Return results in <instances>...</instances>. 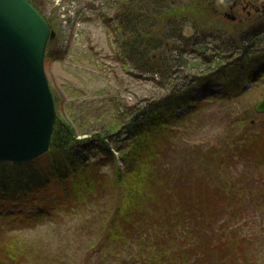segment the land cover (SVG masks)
Instances as JSON below:
<instances>
[{
  "label": "rangeland",
  "instance_id": "374dc122",
  "mask_svg": "<svg viewBox=\"0 0 264 264\" xmlns=\"http://www.w3.org/2000/svg\"><path fill=\"white\" fill-rule=\"evenodd\" d=\"M31 1L54 33L48 48L52 54L44 56L43 63L50 88L58 94L56 112L68 119L76 130H115L123 120L126 107L165 95L173 86L194 84L191 92H185V99L181 100L184 106H187V98L194 96L195 101L189 102L192 106L187 113L179 120L171 121L170 127L163 130V143L150 147L146 160L156 158V167L150 161L135 174L125 175L122 183L115 181L112 165L91 176L92 182L79 183L81 189L71 184L63 191L59 185L51 183L43 192L22 196L38 201L25 210L29 211L27 214L34 213L38 204L46 206L48 212L32 218L28 215L21 221H13L12 216L18 218L17 215L2 212L4 205H0V264H102L104 252L98 248V242L110 220L105 217L112 213L108 207H115L119 201L121 207H127L135 200H159L160 207L165 209L151 219L160 226L161 219L165 221L164 226L172 222L173 207L184 206L187 200L191 205L204 203L206 214L197 217L194 227L202 232V237H197L198 247L212 244L204 264H264V165L254 164L249 157L243 162L236 154L244 135L260 137L264 133V113L253 110V105L264 97V76L254 80L253 70L247 69L211 85L191 81L222 59L210 46L214 40H206L205 46L200 47L208 57L209 54L211 59L214 57L211 62L201 63L200 57L185 51L177 61H165L167 77L139 75L141 73L134 71L128 62L116 57V43L105 19L113 16L114 8L119 4L130 10L131 6L144 4V0ZM171 2L166 3L168 9H162L164 13L154 15L152 26L157 39L167 36L161 38L166 44H178L168 32L180 21L185 38L192 35L196 26L214 33L227 30L228 35L237 36L254 23L245 16L254 13V5L263 6L264 0ZM257 32L260 45L264 46V30ZM60 48L65 52L60 58L53 57L61 54ZM177 112L185 110L178 108L174 117ZM82 135L86 134H78L79 137ZM227 158L230 159L228 166ZM251 167H259V171L251 170L254 173L246 196L250 199L247 204L254 201L262 207L237 217L239 220L227 219L228 211L221 213L215 200H226L224 204L234 207L243 191L237 190L238 184L233 192L228 191L226 174L230 177ZM75 188L78 192L73 191ZM166 200L173 206L165 205ZM216 210L219 213H215ZM52 220L58 221L59 225ZM102 221L105 225L100 229ZM152 224L148 225L147 232L134 236L127 235L128 231L115 235L124 240L117 256L119 264L161 263L163 251L158 250L159 247L175 238L169 235L171 228L161 229V243L156 248L151 244ZM230 230L232 232L228 234ZM187 235L188 232L179 230L181 247L184 243L187 247L190 245ZM173 246H167L168 251ZM231 251L235 252V259L229 257ZM254 252L257 258L250 260ZM200 257L193 256L186 264H199ZM246 257L249 258L247 262ZM109 261L106 259L105 263Z\"/></svg>",
  "mask_w": 264,
  "mask_h": 264
},
{
  "label": "trees",
  "instance_id": "16d2710c",
  "mask_svg": "<svg viewBox=\"0 0 264 264\" xmlns=\"http://www.w3.org/2000/svg\"><path fill=\"white\" fill-rule=\"evenodd\" d=\"M144 1V4L131 6L133 8L129 7L130 10L127 9L128 6L120 7L119 4L114 8L113 16L105 19V24L113 33L116 43V57L122 62H128L134 71L141 73L139 75L156 76L158 74L161 77L159 79L167 77L165 75V67L167 66L165 61L169 59L177 61L185 51L196 54L201 58V63L211 62L214 57L211 59L210 54L208 57L205 50H201L200 47L205 46L203 43L206 40H214L215 43L210 46L214 51L219 52L218 54L222 59L216 66L205 69V72L202 71V75L198 78H191V81L211 85L215 81L227 80L232 75L242 73L247 69L253 70L254 80L264 76V46L260 45L261 39H258L259 33L257 32L264 30V3L257 13V15L261 14L259 17L245 16L246 19L254 23L239 32L237 36L228 35L227 30H216L214 33L212 30L207 31L196 26L192 35L185 38L182 33V22L178 20V25L176 27L171 25V30L168 32L170 38L176 40L178 44H166L161 38L165 39L167 36H160L157 39L152 26L155 19L154 15L164 13L162 9H168L169 5L166 4L168 0ZM175 1L178 2L179 0ZM52 45L55 46L56 43ZM207 45L209 46V44ZM49 46L50 39L47 42L45 56L52 54L48 50ZM64 52L61 49V54L53 57L60 58ZM206 71L209 74H206ZM158 81L160 82V80ZM193 86L192 83L173 86L168 89L165 95L157 98L151 97L144 100L142 104L126 107L121 124L117 129L111 131L86 132L83 129L76 130L68 119L59 116L56 112V120L46 152L27 162H0V205H4L2 212L16 214L18 221L23 220L28 215L29 218L42 215L44 211L48 212L46 206L37 207L34 209V213L27 214L25 210L38 201L28 200L22 196L28 193L43 192V189L51 183H56L63 191L71 184L73 187L80 188L81 184L79 183L92 182L93 177L91 176L99 173L103 167L112 165V172L117 183H122V180L127 177L125 175L135 174L141 168L146 167L150 161L156 167V158L150 161L146 160L150 147L162 144L165 134H163V130L170 127L171 121H176L189 111L192 106L189 102L195 101V97L187 98V106L183 105L181 99H185L184 93L191 92ZM191 95L192 93H190ZM53 98L54 104L57 106L55 101L58 100V94L56 92L53 93ZM178 108H184L185 112H177L176 117H174V112ZM79 133L86 135L79 137ZM237 150L236 154L239 155L241 161L244 162L249 157L254 160V164L264 165V133L260 137L244 135L242 145ZM117 154H119L118 158L116 157ZM229 163L230 159L227 158V166ZM252 169L255 172L259 171V167H251L250 170L244 169L238 174H231L230 177L229 174H226L225 183L230 186V189L227 190L233 192L234 186L238 184L237 190L243 191V196L240 197L237 204L233 205L234 207H231L229 203L224 204L226 200H215V204L221 213L224 210L228 211L227 219L239 220L237 217H243L262 207V204H254V201L247 204V200L250 199L246 196L253 181L254 172L251 171ZM217 171L220 170L217 169ZM224 171L225 169L222 170L223 173ZM72 181L74 183H71ZM73 191L78 192L76 188ZM188 202L189 200H187L186 205L179 206V208L173 207L174 219L172 222H167V226H164L165 221L163 219H161L162 226L151 219L165 209L160 207L159 200H142L141 202L135 200L134 204L127 207H121L119 201L115 207H108L112 209L111 215L105 214L106 218H110L108 220L109 225L106 232L101 234L98 242V248L104 252V260H110L104 264H119L117 256L124 240L115 237L118 232L128 231L127 235L134 236L147 232L151 222L154 223L150 237L151 244L155 245L156 248L161 243L159 241V237L162 235L161 229L171 228L169 235L175 238L171 243L166 241L162 243L163 246L159 247L158 250L163 251L160 256V264H186L193 256L200 255L198 263L203 262L202 264H204V257L212 244H206L204 247L199 245L198 247L197 237L201 238L202 232L200 229L194 228L198 222L197 217L199 215L203 217L206 214L204 203L197 206V203L191 205ZM6 204H10V206L7 207ZM165 205L173 206L170 200H166ZM19 207L20 209H18ZM219 211L216 210L215 213H219ZM29 218L28 220H30ZM51 222L54 223L55 221L52 220ZM187 223L188 225H186ZM99 226L100 229H103L102 223ZM179 230L188 232L187 237L190 243L188 247L185 243L184 247H181V241L178 237ZM231 232L232 230L228 231V234ZM171 244L175 246L168 251L167 246ZM229 257L235 259L237 256L234 251H231ZM256 258V252H254L250 260ZM248 260L249 258L246 257V262Z\"/></svg>",
  "mask_w": 264,
  "mask_h": 264
},
{
  "label": "water",
  "instance_id": "95a60500",
  "mask_svg": "<svg viewBox=\"0 0 264 264\" xmlns=\"http://www.w3.org/2000/svg\"><path fill=\"white\" fill-rule=\"evenodd\" d=\"M53 35L30 0H0V162L31 161L49 147L56 109L43 61ZM253 110L264 113V97Z\"/></svg>",
  "mask_w": 264,
  "mask_h": 264
},
{
  "label": "bare ground",
  "instance_id": "6f19581e",
  "mask_svg": "<svg viewBox=\"0 0 264 264\" xmlns=\"http://www.w3.org/2000/svg\"><path fill=\"white\" fill-rule=\"evenodd\" d=\"M35 207H38V208H39V207H42V205H39V204H38V205H36ZM10 211H11V210H10ZM28 212H29V211H28ZM28 212H27V213H28ZM29 214H31V213H29ZM12 218H13V221H16V220L18 219V218H15L14 216H12ZM54 220H55V219H54ZM102 222H103V223H102V226L105 225V224H104V221H102ZM58 223H59L58 221L55 222V224L59 225ZM108 225H109V223L106 224V228L108 227ZM102 263H103V264L105 263L104 258H103V260H102Z\"/></svg>",
  "mask_w": 264,
  "mask_h": 264
},
{
  "label": "flooded vegetation",
  "instance_id": "af4514ba",
  "mask_svg": "<svg viewBox=\"0 0 264 264\" xmlns=\"http://www.w3.org/2000/svg\"><path fill=\"white\" fill-rule=\"evenodd\" d=\"M246 5H247V4H246ZM253 9H254V13H253V15L256 16L257 13H258V11H259V7H258V6H254ZM255 10H257V12H256Z\"/></svg>",
  "mask_w": 264,
  "mask_h": 264
}]
</instances>
